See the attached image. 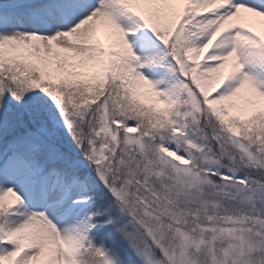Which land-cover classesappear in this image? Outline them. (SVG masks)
Masks as SVG:
<instances>
[{"label":"snow or ice","instance_id":"snow-or-ice-1","mask_svg":"<svg viewBox=\"0 0 264 264\" xmlns=\"http://www.w3.org/2000/svg\"><path fill=\"white\" fill-rule=\"evenodd\" d=\"M0 264H264V0H0Z\"/></svg>","mask_w":264,"mask_h":264}]
</instances>
